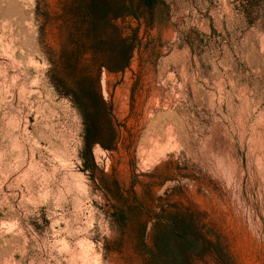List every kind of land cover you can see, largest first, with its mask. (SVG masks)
I'll use <instances>...</instances> for the list:
<instances>
[{
    "label": "rangeland",
    "instance_id": "rangeland-1",
    "mask_svg": "<svg viewBox=\"0 0 264 264\" xmlns=\"http://www.w3.org/2000/svg\"><path fill=\"white\" fill-rule=\"evenodd\" d=\"M125 1L134 56L100 76L118 140L84 171L49 61L70 0H0V264H146L119 197L186 212L213 243L197 264H264V18L236 12L264 0Z\"/></svg>",
    "mask_w": 264,
    "mask_h": 264
},
{
    "label": "trees",
    "instance_id": "trees-1",
    "mask_svg": "<svg viewBox=\"0 0 264 264\" xmlns=\"http://www.w3.org/2000/svg\"><path fill=\"white\" fill-rule=\"evenodd\" d=\"M125 9V0H70L61 9L64 37L56 59L49 57L51 81L81 115L84 136L80 156L84 171L89 163L95 164V146L112 150L118 140L111 107L101 93L100 76L104 69L124 71L134 56L132 36L118 24ZM236 12L248 27L258 26L264 18V8L240 6ZM120 202L115 218L121 224L138 225L128 237L146 264H197L213 245L203 228L176 207L143 215L139 211L143 203L137 197L132 204L119 197Z\"/></svg>",
    "mask_w": 264,
    "mask_h": 264
}]
</instances>
